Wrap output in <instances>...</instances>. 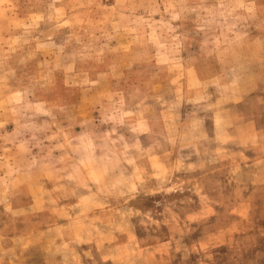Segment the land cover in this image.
I'll return each mask as SVG.
<instances>
[{"label":"rangeland","instance_id":"374dc122","mask_svg":"<svg viewBox=\"0 0 264 264\" xmlns=\"http://www.w3.org/2000/svg\"><path fill=\"white\" fill-rule=\"evenodd\" d=\"M0 264H264V0H0Z\"/></svg>","mask_w":264,"mask_h":264}]
</instances>
